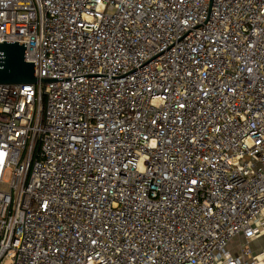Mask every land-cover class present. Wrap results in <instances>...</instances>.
<instances>
[{
  "label": "built area",
  "instance_id": "built-area-1",
  "mask_svg": "<svg viewBox=\"0 0 264 264\" xmlns=\"http://www.w3.org/2000/svg\"><path fill=\"white\" fill-rule=\"evenodd\" d=\"M3 41L0 264H264V0H0Z\"/></svg>",
  "mask_w": 264,
  "mask_h": 264
},
{
  "label": "water",
  "instance_id": "water-1",
  "mask_svg": "<svg viewBox=\"0 0 264 264\" xmlns=\"http://www.w3.org/2000/svg\"><path fill=\"white\" fill-rule=\"evenodd\" d=\"M51 80L44 79L47 83ZM34 63L26 61V43H0V85L36 84Z\"/></svg>",
  "mask_w": 264,
  "mask_h": 264
},
{
  "label": "crops",
  "instance_id": "crops-1",
  "mask_svg": "<svg viewBox=\"0 0 264 264\" xmlns=\"http://www.w3.org/2000/svg\"><path fill=\"white\" fill-rule=\"evenodd\" d=\"M254 247L256 249H259V248H264V236L259 238L255 243H254Z\"/></svg>",
  "mask_w": 264,
  "mask_h": 264
},
{
  "label": "rangeland",
  "instance_id": "rangeland-1",
  "mask_svg": "<svg viewBox=\"0 0 264 264\" xmlns=\"http://www.w3.org/2000/svg\"><path fill=\"white\" fill-rule=\"evenodd\" d=\"M3 264H12V259L8 258V259L4 260Z\"/></svg>",
  "mask_w": 264,
  "mask_h": 264
}]
</instances>
